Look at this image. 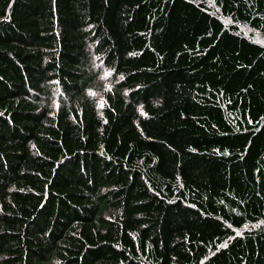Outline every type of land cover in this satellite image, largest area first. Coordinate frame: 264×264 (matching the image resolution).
I'll return each instance as SVG.
<instances>
[{
	"label": "trees",
	"instance_id": "trees-1",
	"mask_svg": "<svg viewBox=\"0 0 264 264\" xmlns=\"http://www.w3.org/2000/svg\"><path fill=\"white\" fill-rule=\"evenodd\" d=\"M0 264H264V0H0Z\"/></svg>",
	"mask_w": 264,
	"mask_h": 264
},
{
	"label": "bare ground",
	"instance_id": "bare-ground-1",
	"mask_svg": "<svg viewBox=\"0 0 264 264\" xmlns=\"http://www.w3.org/2000/svg\"><path fill=\"white\" fill-rule=\"evenodd\" d=\"M252 26V25H251ZM248 27V26H247ZM254 28V27H253ZM259 30V29H258ZM256 33V32H255ZM256 38V37H255ZM251 39V38H250ZM258 41V40H257Z\"/></svg>",
	"mask_w": 264,
	"mask_h": 264
}]
</instances>
